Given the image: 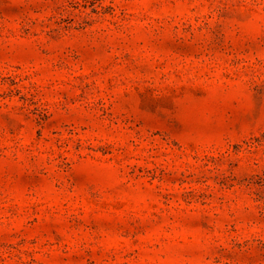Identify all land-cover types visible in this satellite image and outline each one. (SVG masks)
<instances>
[{
  "label": "rangeland",
  "instance_id": "374dc122",
  "mask_svg": "<svg viewBox=\"0 0 264 264\" xmlns=\"http://www.w3.org/2000/svg\"><path fill=\"white\" fill-rule=\"evenodd\" d=\"M0 264H264V0H0Z\"/></svg>",
  "mask_w": 264,
  "mask_h": 264
}]
</instances>
